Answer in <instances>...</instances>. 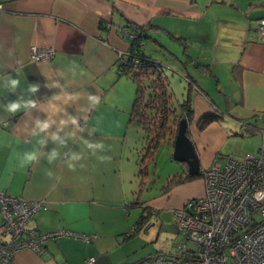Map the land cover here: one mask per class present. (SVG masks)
<instances>
[{
    "label": "crops",
    "instance_id": "crops-1",
    "mask_svg": "<svg viewBox=\"0 0 264 264\" xmlns=\"http://www.w3.org/2000/svg\"><path fill=\"white\" fill-rule=\"evenodd\" d=\"M262 24L264 0H0V71L13 77L17 72L22 88L40 84L35 98L41 102L57 91L45 86L47 80L67 82L72 91L97 93L101 102L91 111H79L83 100L67 111L75 115L77 110L83 126L96 128L91 137L83 135L102 140L111 158L99 163L89 157L82 161L85 167L76 171L62 161L48 165L43 159L20 168L13 154L32 149L34 141L23 142L32 140L34 117L45 114L20 112L7 118L6 125L0 124V191L47 202V209L36 212L28 225L36 232L68 229L93 235L88 242L59 237L40 254L20 249L10 264H133L151 254L133 259L137 243L127 244L134 238L145 244L153 241L166 216L175 224L173 211L203 194L202 174L154 192L148 187L146 163L139 174L144 152L141 131L129 119L135 84L117 68L118 57L130 45L123 35L125 28L134 25L144 30L141 50L163 65H172L166 78L174 69L184 71V76L178 74L186 81L178 99L190 98L193 116L186 133L201 172L215 159L231 155L238 144L234 136L244 128L264 127ZM31 47L51 48L52 53L34 60ZM9 49H14V56H8ZM81 69L84 76L79 75ZM19 94L0 87V107ZM6 115L0 111V117ZM211 115L199 127L203 117ZM53 147L49 142L45 151ZM69 149L79 150V146L69 143L63 151ZM180 165L176 177L188 173L187 165ZM48 168L58 180L48 178ZM142 215L146 219L141 222ZM1 219L0 213V224ZM89 257L94 261L87 262Z\"/></svg>",
    "mask_w": 264,
    "mask_h": 264
},
{
    "label": "built area",
    "instance_id": "built-area-1",
    "mask_svg": "<svg viewBox=\"0 0 264 264\" xmlns=\"http://www.w3.org/2000/svg\"><path fill=\"white\" fill-rule=\"evenodd\" d=\"M259 32L264 37V24ZM123 35L133 40L138 32L132 26L125 28ZM51 53V48L31 47L30 58L47 59ZM254 130L262 138L257 152L226 155L223 163L215 159L201 170L203 194L187 199L173 211L176 231L185 240L178 244L180 254L155 253L133 264H264V127ZM45 209L44 199L29 200L0 191V264H10L20 249L40 254L49 241L59 237L91 240L92 234L79 235L68 229L36 232L28 223ZM257 209L259 220L253 216ZM93 261L94 257L87 260Z\"/></svg>",
    "mask_w": 264,
    "mask_h": 264
},
{
    "label": "clouds",
    "instance_id": "clouds-1",
    "mask_svg": "<svg viewBox=\"0 0 264 264\" xmlns=\"http://www.w3.org/2000/svg\"><path fill=\"white\" fill-rule=\"evenodd\" d=\"M17 41H19V37H17ZM8 56H14V49H9ZM71 71L72 75L75 76V65ZM0 73H3L0 74V87L10 93H17L18 90L20 92L15 100L3 103L2 107H0V111L7 114L5 117H0V124L6 125L7 118L20 112H43L45 114L44 118L34 117L30 132L32 140L23 142L30 143L34 141L32 149L17 150L13 154L20 168L38 164L43 159L48 165L62 161L70 171H76L77 167H85L82 161L87 160L89 157L95 158L99 163H105L111 159L105 154L110 150L109 146L102 140L88 139L83 135L86 132L91 137L96 133V128L88 129L83 126L81 124L83 117L77 115L76 109L75 115L67 111L68 107L79 104L81 100L85 101V103L80 105L79 111L82 113L91 111L101 102V97L97 93L92 94L84 90L83 92L72 91L67 82L61 83V80L57 79L50 84L47 80L45 86L57 91L47 98L45 102H41L35 98L40 91V84L31 83L22 88L17 72L15 77L4 72V70L0 71ZM79 75H85L82 69ZM43 105H47V108L42 107ZM99 123L100 119L98 118L97 125ZM49 142L54 144L55 147L45 151ZM17 143L19 144V141ZM69 143L78 145L79 150L69 149L68 151H63V149L68 147ZM45 174L49 179H59L51 168L46 169Z\"/></svg>",
    "mask_w": 264,
    "mask_h": 264
},
{
    "label": "trees",
    "instance_id": "trees-1",
    "mask_svg": "<svg viewBox=\"0 0 264 264\" xmlns=\"http://www.w3.org/2000/svg\"><path fill=\"white\" fill-rule=\"evenodd\" d=\"M133 27L136 28L138 35L135 39L129 40L126 55L118 57L117 68L119 74L130 77L135 84L129 119L134 121L141 131V150L144 152L141 154L140 164H143L146 159L153 156L155 149L162 142L166 141L173 146L179 120L181 118L191 120L193 109L188 95L181 100L173 97L172 91L168 88L164 65L141 50L144 30L134 25ZM212 117V115L203 117L199 127ZM144 168L145 166L140 167L139 174L144 172ZM201 174L186 173L178 177H169L163 190L166 191L176 183L198 178ZM144 219L146 216L142 215L140 221Z\"/></svg>",
    "mask_w": 264,
    "mask_h": 264
},
{
    "label": "rangeland",
    "instance_id": "rangeland-1",
    "mask_svg": "<svg viewBox=\"0 0 264 264\" xmlns=\"http://www.w3.org/2000/svg\"><path fill=\"white\" fill-rule=\"evenodd\" d=\"M146 41V45H150L149 41ZM149 51V50H147ZM148 54V53H147ZM158 55V52H157ZM164 64V71H168L172 65ZM178 70L171 72H167V83L168 88L173 93V97L180 98V92L183 87L186 86V81L182 78V76L178 75L179 73L184 76L183 72H177ZM145 82V81H144ZM143 82V83H144ZM146 83V82H145ZM144 83V84H145ZM176 107V106H175ZM242 133V134H241ZM238 139V144L234 147L233 150L230 151V156H239L245 152L256 153L258 147L261 143V135L257 130H250L248 128H244V131L240 132L236 136ZM142 144V143H141ZM222 163L224 162L223 158L220 160ZM148 176L151 178V183L148 185L149 190L154 192L158 189L166 186L167 179L176 174H180L179 167H181L180 162L174 160L172 158V147L169 143L162 142L154 151L153 156L149 158L146 162ZM142 164V166L145 165ZM253 216L256 220L260 219L259 209L253 211ZM164 218V217H163ZM169 219V215L164 218V223L162 227L159 229L156 238L153 241H148L146 244L144 241L137 240V238L132 240L133 242L128 243L126 247H129L135 243L136 251L131 254V258H136L137 256H147V254H155V253H165L170 256H177L182 251L178 246L179 243L185 241L182 236L176 232L175 224ZM133 238V237H132ZM131 240V239H130ZM130 242V241H129ZM187 246L191 247L192 243L190 241H186Z\"/></svg>",
    "mask_w": 264,
    "mask_h": 264
},
{
    "label": "water",
    "instance_id": "water-1",
    "mask_svg": "<svg viewBox=\"0 0 264 264\" xmlns=\"http://www.w3.org/2000/svg\"><path fill=\"white\" fill-rule=\"evenodd\" d=\"M187 121L181 118L178 122L177 131L173 141L172 158L187 165L189 174L199 172V161L192 141L186 133Z\"/></svg>",
    "mask_w": 264,
    "mask_h": 264
}]
</instances>
